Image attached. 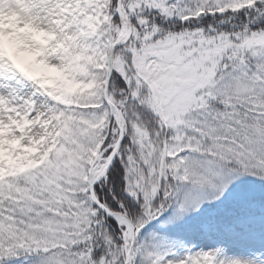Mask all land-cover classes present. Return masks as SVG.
Instances as JSON below:
<instances>
[{"label":"snow or ice","instance_id":"snow-or-ice-1","mask_svg":"<svg viewBox=\"0 0 264 264\" xmlns=\"http://www.w3.org/2000/svg\"><path fill=\"white\" fill-rule=\"evenodd\" d=\"M0 264H264V0H0Z\"/></svg>","mask_w":264,"mask_h":264}]
</instances>
